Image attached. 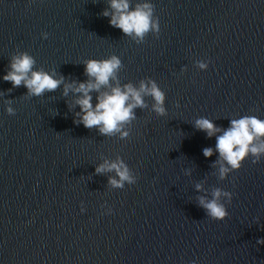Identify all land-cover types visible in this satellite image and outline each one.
I'll use <instances>...</instances> for the list:
<instances>
[{
	"label": "water",
	"instance_id": "1",
	"mask_svg": "<svg viewBox=\"0 0 264 264\" xmlns=\"http://www.w3.org/2000/svg\"><path fill=\"white\" fill-rule=\"evenodd\" d=\"M151 3L160 36L137 43L100 15L108 0H0V76L17 51L78 81L85 60L115 54L120 83L156 81L167 109L157 116L146 97L120 140L74 124L79 108L69 111L62 87L28 97L0 80V264H264V157L220 180L217 156L202 154L215 138L194 127L200 117L222 128L264 119V0ZM118 155L139 177L124 190L110 189L113 173L95 174ZM198 183L233 193L226 219L197 205Z\"/></svg>",
	"mask_w": 264,
	"mask_h": 264
},
{
	"label": "clouds",
	"instance_id": "2",
	"mask_svg": "<svg viewBox=\"0 0 264 264\" xmlns=\"http://www.w3.org/2000/svg\"><path fill=\"white\" fill-rule=\"evenodd\" d=\"M100 15L108 18L111 27L121 30L124 36L137 43L142 42L149 32L157 38L161 33L160 21L154 15L151 0H144L135 6L131 0H108V7ZM41 37L47 39L48 33H41ZM195 64L201 71H206L209 66V62L204 60H197ZM83 66L86 80H68L55 70L37 68L36 59L32 55L26 51H17L11 56L6 73L0 76V80L10 82L12 88L22 85L27 89L25 96L28 97H41L62 87V96L67 97L69 93L73 96L72 102L68 104L69 111L79 108L73 113V123L90 130L94 128L103 137L128 139L131 134L130 125L137 120L134 110L148 107L146 97L154 101L151 109L153 113L159 117L167 115L166 94L156 81L141 80L138 87L131 82L120 83L118 73L122 61L117 55L103 59L90 58L83 62ZM92 93H96L95 103ZM4 96L5 93L0 92V98ZM4 104L5 112L15 115L12 101L4 99ZM194 127L204 132L207 138H215L214 147L203 148L202 154L205 158L217 156L213 167L220 180H225L230 173L239 170L247 158L251 157L252 163H257L264 157V119L245 115L230 119L228 127L222 128L211 119L200 117L195 119ZM103 173H113L107 181L110 189L124 190L126 186H135L139 180L119 155L114 160L105 159L95 166V174ZM195 190L203 193L197 196V205L209 218L218 221L227 218L226 205L231 203L233 193L219 187L208 192L199 183ZM83 211L85 209L81 205ZM111 211V208L107 209L109 214ZM257 244H264V238L257 239Z\"/></svg>",
	"mask_w": 264,
	"mask_h": 264
}]
</instances>
